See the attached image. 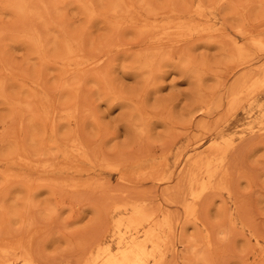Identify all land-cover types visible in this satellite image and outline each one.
<instances>
[{"label":"rangeland","instance_id":"374dc122","mask_svg":"<svg viewBox=\"0 0 264 264\" xmlns=\"http://www.w3.org/2000/svg\"><path fill=\"white\" fill-rule=\"evenodd\" d=\"M134 241L264 264V0H0V264Z\"/></svg>","mask_w":264,"mask_h":264},{"label":"bare ground","instance_id":"6f19581e","mask_svg":"<svg viewBox=\"0 0 264 264\" xmlns=\"http://www.w3.org/2000/svg\"><path fill=\"white\" fill-rule=\"evenodd\" d=\"M176 194V193H175ZM120 204V203H119ZM117 210V209H116ZM164 218H166L165 216H164ZM163 218V219H164ZM168 219V218H167ZM167 219H165L164 221H165V223L167 222L166 220ZM169 221H170V219H169ZM168 221V222H169ZM231 223V222H230ZM137 224H139V223H137ZM159 224V223H158ZM129 225V224H128ZM155 225H157V224H155ZM139 226V225H138ZM154 226V225H153ZM163 226V225H162ZM149 227V226H148ZM155 228V227H154ZM162 228H164V227H162ZM135 229V228H134ZM157 229V228H156ZM169 229V228H168ZM148 230H150V229H148ZM147 230V231H148ZM152 231V230H151ZM159 231H160V229H159ZM150 232V231H149ZM161 232V231H160ZM164 233V232H163ZM163 233H161V235L163 234ZM148 234V233H147ZM151 234L152 235H154L153 234V232H151ZM151 235V236H152ZM157 235V234H156ZM147 236L148 235H146V238H147ZM163 237V236H162ZM153 238V237H152ZM151 239V238H150ZM159 239V238H158ZM156 241H157V239H155ZM131 241H133V240H131ZM131 241H130V243H131ZM146 241H147V239H146ZM148 241H150V240H148ZM155 241V242H156ZM166 241V240H165ZM144 242V241H143ZM142 242V243H143ZM152 242V241H151ZM155 242H153V243H155ZM119 243V242H118ZM139 244V243H138ZM135 241H134V243L133 244H131V245H129V246H126L125 244H124V246H126V248H124L123 250H121L120 251V253H117L116 252V256H112V255H110L111 257H109L108 259L106 258V260H105V262H103V264H148L147 263V259H146V257H145V252H143V251H141L140 250V248H139V245H138ZM119 245V244H118ZM128 245V244H127ZM117 247V246H116ZM144 247V246H143ZM142 247V248H143ZM147 247V246H146ZM146 250V249H145ZM101 252V251H100ZM115 254V253H114ZM118 254V255H117ZM147 255V254H146ZM153 255V254H152ZM147 257H148V255H147ZM162 257V256H161ZM103 260V261H104Z\"/></svg>","mask_w":264,"mask_h":264}]
</instances>
